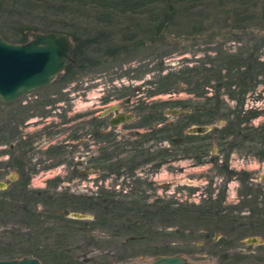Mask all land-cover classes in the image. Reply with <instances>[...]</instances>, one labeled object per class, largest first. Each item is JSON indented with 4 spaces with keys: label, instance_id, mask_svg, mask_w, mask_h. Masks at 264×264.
Returning <instances> with one entry per match:
<instances>
[{
    "label": "rangeland",
    "instance_id": "rangeland-1",
    "mask_svg": "<svg viewBox=\"0 0 264 264\" xmlns=\"http://www.w3.org/2000/svg\"><path fill=\"white\" fill-rule=\"evenodd\" d=\"M37 1L42 2L44 9L36 8L35 3H41ZM142 1L141 4L145 3L144 0ZM234 2L235 4H227L224 7L218 6L217 0L215 4L213 1L208 2L200 8L202 12H197L202 14L192 15L191 20L187 22L180 21L178 28L173 31L163 32V35L156 34L157 37L149 34H144L145 37L139 35L132 43L125 44L121 39L131 34V30L127 28L135 26L132 23L144 16L114 10L100 13V10L98 12L94 7L83 8L72 4L68 6L69 12L55 13L54 9L62 6L60 3L52 7L54 4L47 0H0V27L3 28L1 31L5 35H13L15 39L21 40L24 35L26 36L27 30L59 32L65 28L64 31L72 34L78 32L79 42L70 38L74 46L77 45L78 50L85 46L89 47V50L85 49L87 52H93L92 61H85L88 69L79 73L73 80H68L69 75L65 71L47 87L25 95L11 105L4 107L0 105V127L8 126V130L0 132V183L6 185L4 190L7 189L2 195L11 198L9 195H12L13 184L22 174L17 168L19 164L23 165V173L29 179L28 190L90 195L96 191V187L103 185L106 189L115 186L117 191H120L127 176L124 174L125 167L121 164L124 163L125 153L120 155L114 153L111 162L106 164L102 162L104 156L100 153L101 145L95 144L91 136L92 119L111 107L117 108L114 112L117 115L128 111L127 104L130 108L136 105L138 107L141 103L151 108L158 106L157 110L162 113V123L159 122L158 126L176 123L184 114H194L195 117L204 114L205 111L202 113L192 111V108L197 109L198 101L195 103V93L188 92L190 88L183 82L165 93L149 96V93L155 91L162 77H181L183 72L188 75L187 69L194 71L197 69L202 72L200 75L191 72L190 75L193 76L191 81L208 82L202 91L206 92L207 98L213 99L209 104H213L219 94V99L227 105L232 116L233 113L250 112L251 109L253 113L256 112L257 118L242 122L239 126L246 130L245 135H252L253 128L258 131L264 129V75H259L255 87L242 95L244 97L240 93L235 94L238 99L243 98L238 102L230 99V91L226 88L218 90L215 78L205 71L213 66L218 69V61L221 57L219 52H222V55L223 53L235 55L245 48H250L251 44L262 42L264 45V40H261L264 37V28L256 15L257 9L264 5V0H234ZM20 4H25V7ZM247 13H249L248 17L252 13L255 14V22H250L247 29L240 32V37L242 35L243 37L237 40L236 36L240 30L235 29L234 18L236 16L237 19L241 18ZM98 19L112 20L109 27L105 28V33H101L104 28L102 24L97 23ZM93 37L95 40L104 37L106 41H101L99 45L83 44L82 46L81 43L88 41L87 38ZM110 47L114 50L127 47L124 49L127 52L120 53L116 58H106L107 56L103 58L101 55L107 54L106 50ZM257 55L264 59V46L257 51ZM84 89L86 92H82ZM105 97L106 102L102 101ZM191 101L195 103L194 107ZM163 103H176V105H168L162 110L160 105ZM44 112L47 113L46 116H43ZM227 113L228 110L219 113L212 125L206 126L209 132L228 125L229 122L224 116ZM27 115L30 116L27 118ZM137 122L138 118L135 115L133 122L119 125L114 131L106 127L104 133L109 131L114 134L117 142H122L133 135L130 141L136 142L137 133L143 131L129 132V130ZM10 124L13 130L18 128L19 134L16 137L10 135ZM232 126L235 131L239 128L238 125ZM192 127L204 126L189 124L183 132ZM257 134L258 132H255V135ZM227 143L229 142L220 147L213 139L209 155L206 157L207 162L202 164L193 161L189 154L184 153L185 146L183 149L180 148L181 151L178 149V158L173 160L170 158L172 162L164 163L152 176L154 190L150 192L152 200L156 197L162 199L174 196L173 200L177 199L183 206H192V210H196V206L199 210V207L206 206L209 201L217 202L224 197V202L222 204L221 201L217 202V206L218 210L229 207V213L223 214L227 216V221L223 220V223H219L217 217L211 218L212 229L209 231L201 222L196 224L181 222L177 227L158 228L163 235H153L137 243L130 252L137 256L129 260V263H151L156 257L164 255L156 256L149 252L154 251V248L162 249L167 244L170 249L165 256L180 255L196 264H216L217 260L226 253H243L244 256L259 253L263 254L262 258L264 257V227L261 228L259 223L254 228L248 226L238 229L233 225H245L246 222L251 225L257 222L244 218L248 217L246 211L254 207L256 196L264 192V159H260L258 146L256 148L253 143L247 142L245 148L240 145L232 151L228 150ZM146 145L149 147L157 145L164 150L170 143L165 140L160 144L154 142L152 144L149 141ZM130 149L126 148V151ZM150 172V166H146L136 170L135 173L139 176H148L151 175ZM49 181L56 182L48 184ZM258 186H260L259 190H263L257 191ZM238 190H241L240 198L237 196ZM1 199L3 198L0 197ZM3 201L6 203H0V211H6V214L3 212L0 215L1 251L22 249L21 247L33 248L32 243H38L25 234L29 227L21 216L14 214V202ZM259 201L260 205L255 208L264 212L262 199L260 198ZM252 202L254 205H250ZM247 203L249 206H246ZM36 210L42 212L44 208L38 205ZM74 213L91 216L89 213ZM232 216H235L234 221H230ZM88 222L89 220L85 223ZM90 229L92 228H87ZM79 233L77 232L73 242L80 248L76 249L73 246L72 248L75 249L67 253V258L61 260L62 264L100 263L109 257L100 246L96 248L86 246L90 243L91 235L86 236L84 231ZM91 233L94 234L93 231ZM109 237L107 233L104 238ZM253 238L259 241L248 243L247 240ZM208 240L215 243L205 245ZM2 258L6 257L0 256V260H8ZM51 261L47 263L57 264L53 256ZM251 262L244 261V264Z\"/></svg>",
    "mask_w": 264,
    "mask_h": 264
},
{
    "label": "trees",
    "instance_id": "trees-1",
    "mask_svg": "<svg viewBox=\"0 0 264 264\" xmlns=\"http://www.w3.org/2000/svg\"><path fill=\"white\" fill-rule=\"evenodd\" d=\"M51 4H54L52 7H55V4H61L54 9L55 13H67L69 12L68 6L70 4L77 5L83 8H93L100 10V13H107L110 10H114L115 12H121L125 14L144 16L139 20H135L132 24L135 26L128 27L127 30H131V34L129 37H124L121 41L125 44L132 43L139 35L144 36V34L154 35L156 34L163 35V32H171L174 29L178 28V24L180 21H190V17L192 15H200L202 12L200 9L204 7L208 2L213 1L214 4L216 0H154V1H145L142 0H47ZM219 2L220 7H224L235 4L234 0H217ZM236 1V0H235ZM41 2V1H37ZM36 8H43L42 2L40 4L35 3ZM13 5V4H12ZM42 5V7H41ZM20 6L25 7V4H20ZM44 9V8H43ZM200 10V11H198ZM258 10V14H256L257 20L263 25L264 28V5L261 6ZM7 11V10H6ZM41 11V10H40ZM9 12V11H7ZM11 14V12H9ZM239 14V13H238ZM246 15L241 18L237 16L235 19V29L237 30H245L247 29V25L251 22H255L256 16L252 13L251 16ZM112 20L110 19H98L97 23L102 24V28L104 30L101 33H105V28L109 27V24ZM242 25V26H241ZM73 29V24L71 25ZM0 27V35L1 37L10 43L14 44H24L27 40V36H23L22 39H15L13 35L8 36L1 31ZM66 30L65 28H63ZM185 30V28H182ZM59 31L60 33L66 34L68 37L72 38L76 42H79V34L78 32L69 33L68 31ZM126 30V31H127ZM78 31V30H76ZM55 32V31H52ZM105 36V34H103ZM106 37V36H105ZM243 35L237 39L242 38ZM88 41L81 43L83 44H96L99 45L101 41H106L104 37L101 40L93 38H87ZM264 40V37L261 39ZM82 42V41H81ZM254 42V40H253ZM74 46V60L84 61L83 57L87 56L88 58L85 61H92V53L87 52L85 50V46L78 50ZM262 42H257L251 44L250 48H245L241 52H238L235 55H229V53L222 55V52H219L220 61H218V69L213 66L211 69H205L206 72L212 74L211 76L215 78V83L217 89L226 88L230 91V99L237 100L238 102L242 101V99H238L235 94L240 93V95H245L249 89L255 87L257 84V78L259 75H264V59L257 55V51L261 50L263 47ZM127 48V47H126ZM125 47L114 50L112 47L107 48L106 53L101 55L103 58H116L120 53L127 52ZM129 48V47H128ZM221 54V55H220ZM222 62V63H221ZM225 62V64H223ZM249 62V63H247ZM215 64V63H214ZM220 66V68H219ZM188 75L185 72L182 73L181 77H170L164 76L162 77L157 84V88H155L154 92L149 93L153 94H162L167 92L174 86H177L179 83H185L190 90L188 92H194L196 98L199 99L197 102V109L195 112H204V114H200L195 117L193 115H182L181 119L173 123L171 125L164 124L161 128L162 140L168 141L170 145L174 148V151L170 149H164L158 155V157L153 158V160H157L159 164L163 165L164 163L170 162L172 158H178V152L180 148H184L186 154L191 156V152L193 150L190 149L189 143L191 138L188 136H184V130L187 125H206L212 123L216 120L219 113L228 110V113L225 118L228 120V128L233 130L232 125L241 126L242 122H249L252 118L256 117V112H248L247 114H241L242 111L238 114H234L229 112V109L226 107L227 105L223 104V100L219 99V94L216 97L215 102L213 104H209L207 108L203 103L202 98L206 94V92L202 91L208 85V82H198L191 81L192 75L191 72H195L196 74L202 73L200 70L194 71L193 69H187ZM236 89V90H235ZM238 90V91H237ZM240 90V91H239ZM236 91V92H235ZM244 97V96H242ZM212 99V98H211ZM209 99V101H211ZM213 100V99H212ZM190 104V103H189ZM168 105H176V103H163L161 104L162 110ZM212 105V106H211ZM155 108V107H154ZM153 110L156 111L158 106ZM236 113V112H235ZM149 116V114H147ZM233 118H232V117ZM162 120V117L159 119ZM162 123V121H161ZM8 130V126L0 127V132H5ZM10 130L12 131V127L10 124ZM229 130V129H228ZM177 131V137L181 140L179 145L175 144L173 141V134ZM263 131V132H262ZM258 134L251 137L249 142L255 144L256 148L258 146V152L260 155V159H264V129L257 131ZM12 133L10 132V135ZM246 140L242 141L241 145L245 148ZM236 145L233 144L230 150L234 149ZM176 148V149H175ZM254 148V147H247ZM181 151V149H180ZM151 157H153L151 155ZM170 159V160H169ZM123 167L126 168L125 163H121ZM158 164V165H159ZM160 166V165H159ZM117 167L120 168L119 165ZM22 174L20 175V179H18L13 184V190H11L12 195H9L11 198H7V195H2L3 192L0 191V197L3 198L0 200V203H6L3 200H10L14 202V214L21 216L22 219L25 220L26 225H28V237L32 238V241H36L38 244L32 243V247L23 248L22 249H11L8 251H1L0 256L6 257L2 259H18L26 256H33L37 258L42 264H48L47 262H52V256L57 260V264H62L61 260L69 253L70 250L79 249L80 246L74 244V240L77 237V232L84 231V233L91 235L90 243H88L87 247L100 246L103 252L104 250L107 252V256L100 263H92V264H126L129 263L131 259L136 258L137 255L131 254L133 247L137 244L145 240V238H149L153 235L162 236L163 233L158 231V228H169V227H177L181 222H192L198 223L201 222L203 226H207L206 230L212 229V221L211 218L218 219L219 223H223V220L227 221V216L223 214L229 213V209L218 210L217 202L221 201V204L224 202V197H222L219 201H209L206 206L197 210H192V206H183L182 203L178 202L174 196L169 198H160L156 197L154 200L151 199V194L153 189L152 181L147 179H143L140 177L132 178L130 180H123L124 187L117 191L115 186L110 189H106L103 187H98L95 192L91 195H70L68 194H60L57 192H50L49 190L44 191H34L28 190L29 179L23 173V165L19 164L17 166ZM57 180V179H56ZM56 181H49L48 184L54 183ZM242 182V181H240ZM243 184V182H242ZM57 185V183H55ZM127 189L128 191H125ZM239 191V190H238ZM262 189L259 190V192ZM241 193V190L239 191ZM251 194V193H250ZM240 198V195H238ZM244 195V200H245ZM262 199V203L264 204V192L260 193L256 196V202L250 203V205H254V207H258L259 199ZM9 202V203H10ZM181 204V205H179ZM41 205L44 208V211L40 212L36 210V207ZM177 205V206H176ZM176 206V207H175ZM246 206H249L248 203ZM205 209V210H204ZM258 208H255L252 213V217L248 220H256L257 223L260 224V227H264V212L257 211ZM263 211V210H262ZM6 211H0V215ZM74 212L80 213H89L92 217L88 223H85L87 220H74L70 219L67 216ZM233 214V213H232ZM256 214V215H255ZM226 217L223 218V217ZM235 217L232 216L230 221H234ZM206 223V224H205ZM232 224V223H230ZM90 227L92 229L87 230ZM79 230V231H77ZM205 230V231H206ZM94 232L92 234L91 232ZM109 234V238L105 239V234ZM80 234V233H79ZM102 234V235H99ZM24 235V234H23ZM100 239H99V238ZM31 241V242H32ZM76 245V246H75ZM75 248H72V247ZM217 248V244L215 245ZM131 247V248H130ZM168 244L164 246L162 249L152 250L151 254L158 255H167L169 252ZM5 252V253H4ZM130 253L125 256V254ZM229 253L223 255L224 259L229 258Z\"/></svg>",
    "mask_w": 264,
    "mask_h": 264
},
{
    "label": "flooded vegetation",
    "instance_id": "flooded-vegetation-1",
    "mask_svg": "<svg viewBox=\"0 0 264 264\" xmlns=\"http://www.w3.org/2000/svg\"><path fill=\"white\" fill-rule=\"evenodd\" d=\"M241 31L242 30H240L238 32L239 35H240ZM30 32L44 34V33H50L52 31H44V32L42 31L41 32L38 30H36V31L27 30L26 36L28 38L25 41V43H27L30 40V37L28 36V33H30ZM53 33L64 34L63 32L62 33L53 32ZM238 34L236 36V39L239 38ZM69 39H70V37H69ZM70 41H71V39H70ZM72 45H73V51H72L73 52L72 53L73 62L70 63L62 72V73H64L65 71L67 72L66 74L69 75V76L67 75L69 81L73 80L75 77H77L79 75V73H81L82 71H86V69H88V68H86L87 65L85 62V60L88 57L87 56L83 57L84 61L74 60V43H72ZM85 49L89 50V47H87V48L85 47ZM225 54H227V53H225ZM60 75L55 77L48 85H50ZM47 86H44V87H47ZM44 87L37 89L35 91H39V90L43 89ZM32 92H34V91H32ZM32 92H30V93H32ZM82 92H86V89H84ZM28 94L29 93H27L25 95H28ZM25 95H23V96H25ZM21 98H19V99H21ZM18 100H16V101H18ZM102 101L106 102L107 98L106 97L103 98ZM194 101L196 103L197 101H199V99L194 98ZM202 101L206 105V107L209 106V98H207L206 94L202 98ZM15 102H13V103H15ZM13 103H11V104H13ZM195 103L192 102V107H194ZM11 104H9V105H11ZM26 104H28V103L26 102ZM1 106H3V105H1ZM5 106H7V105H5ZM136 107H137V105H136ZM136 107L130 106V108H129V106L127 104V108H128L129 112L128 111L127 112H121V113H118L117 115L114 114V112L117 111L116 107L108 108L106 111L99 113V115L95 116L94 119H92V121H91V123H92V125H91V136H92L95 144L99 143V145H101L100 153L104 156L103 161H102L104 164L112 161V156L114 153H117V155H120V153H125V156L123 157V161L126 164L124 174L127 176L124 179L130 180L131 177L132 178L140 177V178H142V180L147 179L149 181H152L151 180L152 176L154 174H156L157 170L160 169V167L162 166L161 164L158 163L157 160L154 161L153 158L158 157V155L162 152V149L158 148L157 145H155V147L154 146L149 147L146 144L149 143V141L152 142V144H153V142L160 144L161 141H163L162 140V133H161L162 125L158 126L159 122H161L159 119L162 117V113L159 110L154 111L153 108L147 107V105H145L144 103H141L137 108ZM195 109L196 108H194V109L192 108V111H195ZM251 112H253L252 109H251ZM16 113H15V116H16ZM133 113L138 118V122L132 128H130L129 132L130 131L139 132L140 130L143 131V133H141V132L137 133V135H136L137 141L136 142L130 141V139L132 138L133 135H130L129 138H126L122 142H117L114 134H112L109 131L104 133V130L106 127L110 128V130L114 131V129L119 125H126V124H129V122L130 123L133 122L135 119V115H132ZM247 113L248 112H245L243 114H247ZM46 114L47 113L44 112L43 116H46ZM147 114H149V116H147ZM190 114H192V113H190ZM127 115L131 117V119L129 121L125 120V116H127ZM29 116L30 115H27V118ZM108 116H110L109 119H107ZM256 118H257V116H256ZM253 119L254 118H252L251 120H253ZM113 123H114V125H113ZM171 124H173V123H167V125H171ZM208 125H212V123L202 125V126L206 127ZM250 128H253V127H250ZM238 129L236 131H235V129L230 130V128H228V126H224V127H222V129H214L212 132H209V129H208L207 132L202 133V134H187L186 132L183 133L184 136H188L191 138L190 143H189V147L193 151L191 152L190 159H192L193 161H196L198 164L206 163L207 162L206 157L209 155V150H210V146H211L213 139H214V141H217V144L220 147H222L226 142H229V143H227V146L229 147L228 150L232 151L233 149L230 150L231 146L233 144H235L236 146L234 147V149L239 147L241 145L242 141H244V139L246 140L245 144L247 142L251 143V142H249V140L254 135V133L258 131L255 128H253V129H251L254 131V133L252 135H249V134L245 135L244 131H246V130H243L242 127L241 128L239 127ZM11 133H12L11 134L12 136L16 137L19 134L18 128L16 130H13V127H12ZM172 138H173V141L175 142L176 146H177V144L179 145L181 140L177 137V131H175ZM14 139H16V138H14ZM126 148H129V149L131 148V149L129 151H126ZM166 149H168V150L170 149L172 151L173 147L171 145H169L168 148H166ZM153 154L155 156L150 157ZM170 162H172V161H170ZM221 164H222V161H221ZM146 166H150L151 175H148V176L136 175V173H135L136 170H140ZM240 181H241V179H240ZM100 186H102V185H100ZM96 188H98V187H96ZM258 188H260V186H258L256 188L257 191L259 190ZM257 191H255V192H257ZM91 194L92 193H90V195ZM238 195H240L239 191H237V196ZM234 207H237V206H234ZM226 209H229V207H225V210ZM254 209H255V207H253L251 209L249 208L246 211L248 214V217L244 218L245 220L252 217L251 212ZM238 211H240V210H238ZM253 212H255V211H253ZM239 214H241V213H239ZM223 218L226 219L225 216ZM256 224H258V223L255 222V223H251V225H250L249 223L246 222L245 225H242V224H233V225H236L235 228L239 229V228H243V227L246 228L248 226H252L254 228V226L255 227L257 226ZM215 240H216V238H215ZM206 243L207 244H205V245H211L212 243H215V241L208 240ZM262 256H263V254L261 255L259 253H256V255H246V256H244L243 253H236V254H233V253L230 254L229 253V255H228L229 258L224 259V257H221L217 260L216 264H244V261H247V262L252 261L253 262V263L251 262L252 264H264V259H263L264 257L262 258Z\"/></svg>",
    "mask_w": 264,
    "mask_h": 264
},
{
    "label": "water",
    "instance_id": "water-1",
    "mask_svg": "<svg viewBox=\"0 0 264 264\" xmlns=\"http://www.w3.org/2000/svg\"><path fill=\"white\" fill-rule=\"evenodd\" d=\"M30 40L24 44L5 41L0 35V104L9 105L23 95L47 86L55 77L73 62V45L69 37L59 33H28ZM130 116H125L129 121ZM114 125V123H113ZM207 127H192L187 134H202ZM6 185L0 183V190ZM74 220H90L91 216L71 213L67 216ZM256 243V238L247 240ZM0 264H42L38 259L27 256L22 259L0 260ZM137 264V263H129ZM144 264H196L186 258L176 256L156 257L151 263Z\"/></svg>",
    "mask_w": 264,
    "mask_h": 264
}]
</instances>
